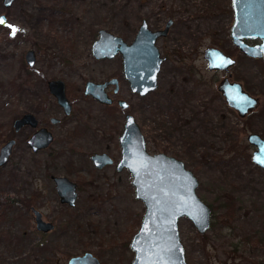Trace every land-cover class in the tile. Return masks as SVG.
I'll return each instance as SVG.
<instances>
[{
    "label": "rangeland",
    "instance_id": "obj_1",
    "mask_svg": "<svg viewBox=\"0 0 264 264\" xmlns=\"http://www.w3.org/2000/svg\"><path fill=\"white\" fill-rule=\"evenodd\" d=\"M2 14L8 19L0 25V148L10 139L17 142L10 161L0 167V264H68L86 253L101 264L132 263L130 245L146 206L128 169L116 170L129 111L146 136L147 150L183 161L198 178L197 194L211 208L205 233L187 217L179 221L188 264H264V168L253 161L256 148L248 139L251 133L264 138V60L233 43L232 0H16L9 7L0 0ZM170 17L175 23L191 17L199 27L192 33L174 29L158 40L160 48L163 44L188 58L170 51L156 92L141 97L122 79L119 97L131 104L128 111L107 109L84 94L88 80L123 73L121 54L93 55L100 29L131 43L144 18L158 28ZM7 25L19 29L15 36ZM179 38L182 46L175 44ZM209 46L237 60L232 79L259 98L247 116L221 99L217 85L225 74L209 70L204 58ZM30 49L37 55L34 69L25 60ZM187 75L193 92L178 88ZM53 79L64 81L75 101L69 117L49 90ZM95 110L101 116L96 125L91 122ZM24 113H34L55 133L47 149L29 147L32 127L15 131L13 122ZM51 117L63 121L53 124ZM95 153H107L114 163L97 168ZM51 175L78 184L74 206L61 201ZM32 207L55 224L54 231H37Z\"/></svg>",
    "mask_w": 264,
    "mask_h": 264
},
{
    "label": "water",
    "instance_id": "obj_2",
    "mask_svg": "<svg viewBox=\"0 0 264 264\" xmlns=\"http://www.w3.org/2000/svg\"><path fill=\"white\" fill-rule=\"evenodd\" d=\"M15 1L4 0V5L9 7ZM232 5L235 13L231 29L233 43L250 57L264 58V0H232ZM0 17L6 18L7 23L5 14ZM170 25L171 21L165 29L152 31L147 21L143 20L132 44H128L121 36L100 29L99 38L92 45L93 55L102 59L113 58L120 53L124 60L125 77L135 92L145 95L157 87L158 72L165 59L160 57L156 40L167 35ZM254 39H259L260 42L249 43V40ZM205 58L210 68H228L235 63L234 59L218 48H208ZM26 59L29 65L33 66L36 63L35 51L29 50ZM221 60L224 62L221 63ZM115 81L113 79L111 82ZM49 85L59 103L70 110L64 82L53 80ZM106 85L107 83L96 85L88 82L86 93L109 102L104 91ZM223 89L230 105L237 108L242 116L258 105V100L244 92L240 84L227 83L223 85ZM121 104L126 106L124 101H121ZM28 123H37L32 114L16 120L15 126L20 129ZM35 136L30 140L35 150L47 146L52 140V135L45 130ZM248 139L256 147L253 161L264 168V138L252 133ZM120 141L122 160L119 169L127 167L130 170L134 178L136 196L146 206L140 228L131 241V248L135 252L132 264H188L180 236L179 220L183 217L189 218L201 234L211 227V208L197 194L198 178L185 167L183 161L165 153H148L144 135L133 116L127 117ZM13 144L14 141H10L2 148L0 164L9 159ZM93 158L100 167L110 160L106 155H96ZM55 180L61 201L75 205L78 197L76 183L67 177H55ZM33 211L38 230L50 232L54 229V224L45 221L39 210ZM75 261L79 264H101L91 254L76 257Z\"/></svg>",
    "mask_w": 264,
    "mask_h": 264
},
{
    "label": "flooded vegetation",
    "instance_id": "obj_3",
    "mask_svg": "<svg viewBox=\"0 0 264 264\" xmlns=\"http://www.w3.org/2000/svg\"><path fill=\"white\" fill-rule=\"evenodd\" d=\"M187 8L189 7V4H186L185 5ZM186 14H188V12H186ZM5 15H7V14H5ZM185 18V17H184ZM193 18V17H192ZM8 19V18H7ZM177 19V18H176ZM186 19V21H182V22H180V23H175V19L173 18V17H170V18H168V20H167V22H166V24L164 25V26H160V27H158V28H151V24L149 23V21L146 19V18H144L143 20H146L147 21V23H148V26H149V28L152 30V31H159V30H163V29H165V27H166V25L168 24V22H170L171 21V25H170V28H169V30H168V33H167V35H165V36H160V37H158L157 38V40H156V46L158 47V49H159V52H160V57L161 58H164L165 60H163V62H162V64H161V67H160V70H159V72H158V80H157V87H156V89H154V90H152V91H150V92H148V93H146L145 95H142L140 92H135L134 90H133V88L131 87V84H130V81L125 77V73H124V60H123V73L119 76H112V77H110L109 79H107V80H103V81H99V82H94V81H91V80H88L86 83H85V89H84V94L85 95H87V96H89V97H91V98H93V100L94 101H98V103L99 104H101V105H104L107 109H109V108H113V107H120L121 109H123L124 111H128V110H130V108H131V104L129 103V101H127V100H125V99H122V98H120L119 97V94H120V91H121V88H122V86H121V80L122 79H125L126 80V82L128 83V85H129V88H130V90H131V92L132 93H137V94H139L141 97H145V96H147V95H149V94H151V93H153V92H156L157 90H158V88H159V75H160V73H161V70H162V68H164L163 67V64L167 61V59H168V57H170V51L171 52H176L177 54H178V57H179V59L180 60H182L183 58H188V56H186V54H184V53H179V52H177L175 49H170V51H168V47H166V46H164L163 44L161 45V48L159 47V45H158V40L159 39H161L162 37V39H164V37H167L170 33H172L173 31L172 30H174V32L175 33H177L176 32V30L177 29H181V30H184V31H186V32H189V33H192V31H195V30H197L198 29V27H199V23H197L196 22V25L192 22L191 23V17H188V19L187 18H185ZM194 19V18H193ZM199 19V18H198ZM143 20H142V22H143ZM142 22H141V24H142ZM141 24H140V26H141ZM192 24V25H191ZM140 28V27H139ZM232 29V28H231ZM189 30H192V31H189ZM139 31V30H138ZM137 34H138V32H137ZM137 34H136V36H137ZM185 35H187V34H185ZM118 36V35H117ZM187 37V36H186ZM136 38V37H135ZM135 38H134V40H135ZM124 39V38H123ZM133 40V41H134ZM190 40V39H189ZM259 40V39H258ZM133 41L131 42V43H128L127 41V43L128 44H132L133 43ZM259 42H260V40H259ZM258 42V43H259ZM182 41H181V39L179 38L178 40H177V43H175V44H178V46H182ZM255 44H257V43H255ZM238 47V46H237ZM208 48H218V47H213V46H209V47H207V49ZM239 48V47H238ZM206 49V50H207ZM218 49H220V50H222L223 51V53L224 54H226L227 56H230L232 59H234L235 60V63L233 64V65H231V66H229L228 68H210L209 67V63H208V60H207V65H208V68H209V70L211 71V72H215V71H221V72H224V74H225V76L223 77V79L218 83V85H217V91H218V93L220 94V97H221V99H223V101L225 102V106L228 108V109H233L234 111H236L241 117H245V116H247L252 110H254V109H252V110H250L246 115H244V116H242L241 114H240V112L238 111V109L237 108H235V107H232L231 105H230V103H229V101L227 100V98H226V95H225V91H224V89H223V85L224 84H240L241 85V87H242V90L244 91V92H246V93H248V95H250V96H252V97H255V96H253L252 94H250V92H248L247 90H246V88L244 87V85H243V83L242 82H240V81H238V80H233L232 78H234L233 77V73H232V70H231V68L236 64V62H237V60L233 57V56H231L230 54H228V53H226L223 49H221V48H218ZM30 50H33V49H30ZM205 50V51H206ZM239 50H240V48H239ZM29 51V50H28ZM27 51V52H28ZM205 51H204V58H205ZM241 51V50H240ZM27 52H26V54H27ZM242 52V51H241ZM36 53V52H35ZM244 53V52H243ZM120 53H118V54H116V56L117 55H119ZM245 54V53H244ZM246 55V54H245ZM115 56V57H116ZM122 56V55H121ZM248 56V55H247ZM115 57H113V58H109V59H114ZM250 57V56H249ZM182 58V59H181ZM254 58V57H253ZM98 59V58H97ZM122 59H123V56H122ZM255 59H258V58H255ZM260 59H263L264 60V58H261L260 57ZM25 60H26V63H27V65L30 67V68H33L34 69V67L36 66V63H37V55H36V63L33 65V66H30L29 65V63H28V61H27V59H26V55H25ZM179 65V64H178ZM177 69H179L180 71H182V69L181 68H177ZM166 70V69H165ZM188 78H191V76H189V75H187L186 76V79H183L182 80V84H179L178 85V88L179 89H183V87H184V89L186 90V92L188 93V92H193V89L190 87V85H189V83L187 82V79ZM113 79H115L116 81L113 83V82H111ZM53 80H59V79H53ZM53 80H50L49 82H48V86H49V90H50V92L52 93V91H51V89H50V85H49V83L51 82V81H53ZM62 81V80H61ZM64 82V81H63ZM88 82H93V83H95L96 85L97 84H106L107 83V85L105 86V88H104V91H105V93H106V95H107V98L109 99V102L108 101H102V100H100V99H98L97 97H95L93 94H87L86 93V90H87V83ZM191 82H192V79H191ZM65 84V83H64ZM65 93H66V98H67V100H68V102H69V105H70V110H68V108L66 107H64L63 105H61L60 103H59V100H58V97L54 94V93H52L56 98H57V102H58V104L59 105H61L62 107H63V109H64V112H65V114H64V118H66V117H69L70 115H71V113H72V109H74V105H75V101H74V99L71 97V95L70 94H68V90H67V88H66V84H65ZM90 98V99H91ZM175 98H178V97H175ZM257 100H258V104H259V98H257V97H255ZM121 101H124L125 103H126V106H123L122 104H121ZM68 106V105H67ZM181 111H184V109H181ZM27 114H32L34 117H35V119H36V121H37V123H36V125H32V124H30V123H28V124H25V125H23L20 129H17L16 128V126H15V122H16V120H18V119H21V118H23L25 115H27ZM128 116H133L134 117V119H135V121L137 122V120H136V118H135V116L132 114V113H130V111L129 112H127L126 114H125V124H124V127H123V130H122V133H121V135H120V137H119V139L121 138V136L123 135V133H124V131H125V125H126V122H127V117ZM101 116H100V114L99 113H97L96 112V110L94 111V113L92 114V116H91V122L94 124V125H96V122H99L100 120H99V118H100ZM63 121V119L62 118H56V117H51L50 118V122L51 123H53V124H59L60 122H62ZM70 124V123H69ZM81 125H83V126H85V124L86 123H83V122H81L80 123ZM137 124H138V126L140 127V130H141V132H142V134L144 135V133H143V131H142V128H141V126L139 125V123L137 122ZM13 127H14V129H15V131H17V132H19L20 130H22V129H24V128H26V127H32L33 129H35V131H33L29 136H28V139H27V143H28V145H29V147L32 149V151L33 152H38V151H40V150H43V149H47L49 146H51V144L54 142V139H55V133H53L52 131H51V129H50V126H46V124H41L40 125V120H39V118L34 114V113H24L23 115H21L20 117H18V118H16L15 120H14V122H13ZM86 127V126H85ZM80 129H81V127H80ZM41 130H45L46 132H48V133H50L51 135H52V140H51V142L47 145V146H45V147H41V148H38L37 150H35L34 149V147L32 146V144L30 143V140L31 139H33V137L35 136V135H38V133L41 131ZM252 134V133H251ZM256 134H258V133H256ZM260 135V134H259ZM36 137V136H35ZM144 138H145V141H146V149H147V139H146V136L144 135ZM249 138V137H248ZM10 141H14V144H13V146H12V152H11V154H10V156H9V159L7 160V162L6 163H4V164H0V167H2V166H4V165H6L9 161H10V158H11V156H12V154H13V151H14V147L16 146V139H10V140H8V141H6L3 145H2V147L0 148V154H1V150H2V148L8 143V142H10ZM120 144H121V141H120ZM121 148H122V145H121ZM256 148V147H255ZM255 151V150H254ZM147 152L148 153H150L148 150H147ZM151 154V153H150ZM158 154V153H157ZM166 154V153H165ZM96 155H106L107 157H108V159H110L108 162H106L103 166H98L96 163H95V160H94V156H96ZM152 155H155V154H152ZM168 155V154H167ZM170 156V155H169ZM172 157H174V156H172ZM176 158V157H175ZM91 159H92V161H93V163H94V165L97 167V168H99V169H101V168H103V167H105V166H107V165H112L113 163H114V160H113V158L110 156V155H108L107 153H95V154H92L91 155ZM122 160V150H121V159L117 162V164H116V170L118 171V172H120V171H122V170H124V169H128L127 167H123L122 169H119V163H120V161ZM261 167V166H260ZM128 171L130 172V170L128 169ZM131 173V172H130ZM132 174V173H131ZM133 176V175H132ZM51 177V180L53 181V183H54V185H55V189L57 190V193H58V187H57V182H56V180H55V177H67L68 179H70L68 176H56V175H51L50 176ZM134 179V178H133ZM72 181V180H71ZM72 182H74V181H72ZM74 183H76V182H74ZM132 183H133V181H132ZM76 185H77V192H78V184L76 183ZM134 185V184H133ZM135 189H136V187H135ZM59 195V194H58ZM60 196V195H59ZM78 198V197H77ZM60 199H61V197H60ZM77 201V200H76ZM63 203H65V202H63ZM67 203V202H66ZM68 205H70L69 203H67ZM76 204V203H75ZM25 205V204H24ZM70 206H72V205H70ZM74 206V205H73ZM34 209H37V210H39L38 208H36V207H32L31 208V210H32V212H33V214H34ZM40 211V210H39ZM41 213H42V211H40ZM34 216H35V214H34ZM42 216H43V219H44V215H43V213H42ZM212 219V218H211ZM45 221H48V220H46V219H44ZM180 221V220H179ZM49 222H52V221H49ZM211 222H212V220H211ZM35 223H36V220H35ZM53 223V222H52ZM54 224V223H53ZM211 228V227H210ZM36 229H37V224H36ZM54 229H55V224H54ZM54 229L52 230V231H54ZM37 231L39 232V233H41L42 235H44V234H48V233H50V232H52V231H50V232H43V231H40V230H38L37 229ZM0 242H2V241H0ZM131 246V245H130ZM135 253V252H134ZM86 254H91V253H86ZM86 254H84V255H82V256H85ZM92 255V254H91ZM82 256H78V257H82ZM93 256V255H92ZM135 257V256H134ZM75 258L76 257H72L70 260H69V263L68 264H79V262H77V261H75ZM73 260V261H72ZM99 260V259H98ZM133 262V261H132ZM101 263V262H100ZM132 264V263H131Z\"/></svg>",
    "mask_w": 264,
    "mask_h": 264
},
{
    "label": "snow or ice",
    "instance_id": "obj_4",
    "mask_svg": "<svg viewBox=\"0 0 264 264\" xmlns=\"http://www.w3.org/2000/svg\"><path fill=\"white\" fill-rule=\"evenodd\" d=\"M0 25H6V18H4V17H0ZM7 27L10 28V35H12V36H15L16 33L19 31V29L16 28L15 26H13V25H7ZM223 62H224V61L221 60V63H223ZM230 62H231V61H228V63H230Z\"/></svg>",
    "mask_w": 264,
    "mask_h": 264
}]
</instances>
